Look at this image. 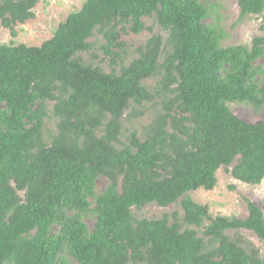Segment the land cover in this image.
I'll return each instance as SVG.
<instances>
[{"label": "trees", "instance_id": "16d2710c", "mask_svg": "<svg viewBox=\"0 0 264 264\" xmlns=\"http://www.w3.org/2000/svg\"><path fill=\"white\" fill-rule=\"evenodd\" d=\"M39 1L0 0V21L12 36ZM238 4L242 17L263 16L264 31V0ZM218 6L86 0L42 46L0 44V264H264L255 244L228 234L247 230L264 242L258 205L247 200L245 219L212 218L189 196L214 190L221 167L244 184L264 181V122H245L228 106L264 108V38L223 46ZM149 17L167 40L153 36L119 73L83 58L98 32L106 53L121 61L113 50L122 46L118 26L139 34ZM150 79H157L154 91ZM157 98L165 113L144 140L133 133L121 145L125 113ZM49 103L58 120L50 143ZM100 178L107 179L101 192ZM179 200L182 218L133 213Z\"/></svg>", "mask_w": 264, "mask_h": 264}, {"label": "rangeland", "instance_id": "374dc122", "mask_svg": "<svg viewBox=\"0 0 264 264\" xmlns=\"http://www.w3.org/2000/svg\"><path fill=\"white\" fill-rule=\"evenodd\" d=\"M217 2L218 16L222 26L227 33L223 46L245 45L251 46L256 37L264 38L263 16H245L242 17L238 0H208ZM86 0H40L34 9V18L25 23H18L15 26L16 36H12L9 29H6L0 21V44L19 45L25 44L30 47H40L50 40L61 23L68 16L81 10ZM145 29L136 34L130 30V24L122 23L118 26L117 31L120 34L118 43L122 46L113 50L120 53L122 59L114 60L106 53L104 46L106 41L104 36L98 32L89 40L91 49L82 53L87 63L93 66L101 67L105 72L119 73L123 66H128L133 60L139 57L140 49L143 48L148 40L155 35L163 37L164 41L168 38V32H165L156 21L155 17L144 18ZM157 79H150L146 84L154 91ZM54 103H49V116L46 119L44 137L48 143L57 134L58 120L53 115ZM231 111L241 120L257 124L264 122V108L260 111L253 109L251 106L242 103H229ZM164 107L161 99L157 98L155 102L145 103L142 106L132 105L125 113L123 118L120 144H128L131 136L135 133L138 138L144 140L149 125L160 114H163ZM232 167H221L217 172L218 183L214 190L207 191L199 189L189 194L193 200L203 206H207L210 216L217 218L219 216L228 218L245 219L249 215L247 200L258 205L264 212V181L259 185H248L233 178L230 173ZM107 185V179L100 178L97 183V191L101 192ZM179 200L176 204L169 207H160L157 204H151L142 210L133 208V213L138 219H162L165 216H171L177 212L182 218L184 211ZM88 223L93 226L94 220L88 219ZM209 224V221H206ZM184 228L197 229L195 226ZM229 235L236 239L250 241L255 244L264 254V242L261 241L254 233L241 230L239 232H229ZM200 236H203L200 233Z\"/></svg>", "mask_w": 264, "mask_h": 264}]
</instances>
